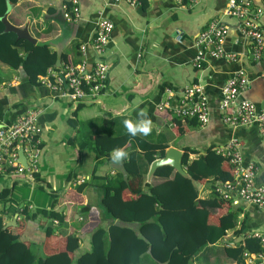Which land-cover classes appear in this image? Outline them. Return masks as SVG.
Masks as SVG:
<instances>
[{"label": "crops", "instance_id": "0c3cea01", "mask_svg": "<svg viewBox=\"0 0 264 264\" xmlns=\"http://www.w3.org/2000/svg\"><path fill=\"white\" fill-rule=\"evenodd\" d=\"M133 1L135 3L120 0L113 4L110 0H79L81 19L78 22H69L64 17L63 8L68 0H18L9 7L8 19L12 24L20 28L28 26L37 43L47 44L59 56L61 64L56 71L83 60L86 70H93L97 55L90 43L102 18L114 23L102 59L109 70L119 63L110 73L97 101L79 105H74L69 98L59 97V91L45 84H29L21 69L14 70L0 63V127L12 125L28 109L43 110L40 117L42 167L36 181L0 174V193L5 189L12 192L11 202H0V213L4 214L5 223L14 219L25 221L21 238L41 248L38 254L33 251L38 256L43 253L44 224L49 221L43 216L36 220L22 216L25 207L31 214H40L55 205L57 211L66 215V224L58 228L61 233L51 238L53 250L63 244L62 234L77 235L82 247L87 249L94 227L111 224L99 208L102 190L108 181L115 185L128 178L125 165L128 159L118 166L111 163L110 155L98 157L95 139L99 135H129L123 121L136 122L141 112L151 119L152 132L147 137L129 140L128 158L131 151H136L143 177L139 183L134 179L130 181V188L124 192L125 200L136 198L139 184L148 192L151 186L167 181L156 175L149 179L151 164L142 147L145 142L166 146L165 153L174 147L185 155L190 149V159L195 160L238 138L242 142L244 162L260 165L257 183H264V138L257 124L230 127L224 123L220 111L223 87L240 69L248 73L251 81L240 98L253 102L258 109L264 108V59L253 61L250 37L242 33L240 21L225 14L228 0H198L197 4L193 0L189 4L183 0H148L147 7L142 6V0ZM245 1L251 2L253 7L263 6V0ZM207 20L208 24L217 20L229 27L224 49L236 54L237 61L210 58L202 69L193 66L196 40L208 25H205ZM259 22L264 29V16ZM82 45L86 46L84 54L80 51ZM194 83L204 85L210 122L203 127L199 124L180 126L175 119L181 122L185 119L176 117L174 109L180 104L184 88ZM166 89L174 93L172 110L160 112L158 105L166 100ZM78 179H85L82 189H78L82 185L76 184ZM197 186L200 200L215 197L213 179H203ZM16 194L19 197L14 199ZM221 201L217 200L209 208V222L218 225L222 217L231 214L227 223L231 220L233 226L216 244L207 245L193 264H238L226 255L225 248L244 246L248 233L253 230L264 232V209L239 197ZM146 264L152 262L147 259Z\"/></svg>", "mask_w": 264, "mask_h": 264}, {"label": "trees", "instance_id": "16d2710c", "mask_svg": "<svg viewBox=\"0 0 264 264\" xmlns=\"http://www.w3.org/2000/svg\"><path fill=\"white\" fill-rule=\"evenodd\" d=\"M18 0H0V63L11 69H21L25 79L31 85H39V78L47 74L48 69H58L59 56L47 44H33L27 39H19L16 33L5 32V24L1 20L8 12L10 4ZM191 0H183L189 4ZM148 0H142L147 7ZM70 6V5H69ZM0 78V85L2 84ZM175 122L198 125L197 119ZM200 125V124H199ZM130 135L112 137L99 135L95 139L98 157L109 156L114 149L131 148ZM148 164H152L157 156H164L166 146L158 144H142ZM190 149L183 157V165L191 178L177 173L172 167L157 169L155 175L167 181L151 186L144 192L139 184L135 190L136 198L124 199V192L130 188L132 179L142 180L137 153L131 151L125 162L128 178L111 185L108 181L102 190L99 208L107 220L108 227L96 225L91 235L89 248L82 247L80 238L75 234L64 235L63 244L53 250L51 238L58 228L66 224V215L57 211L55 205L40 214L30 213L25 207L22 216L36 220L43 216L49 222L44 224L45 242L43 253L37 256L30 243L22 240L25 221H18L17 226L5 228V217L0 213V264H193L199 253L209 244H216L226 235V230L233 224L231 214L222 217L220 224L209 222V208L219 198L199 199L197 182L213 179L226 182L233 179V168L228 159L209 150L198 159H190ZM84 184L78 189H82ZM214 188V187H213ZM215 190V188H214ZM12 192L5 189L0 193V202H11ZM225 201V200H222ZM221 201V202H222ZM228 202V201H225ZM53 220L59 223L54 224ZM226 255L238 264H245L244 251H261L260 241L247 238L244 246L226 247Z\"/></svg>", "mask_w": 264, "mask_h": 264}, {"label": "built area", "instance_id": "2783aa9c", "mask_svg": "<svg viewBox=\"0 0 264 264\" xmlns=\"http://www.w3.org/2000/svg\"><path fill=\"white\" fill-rule=\"evenodd\" d=\"M115 4L120 0H110ZM131 3L135 1L130 0ZM194 4L198 0H193ZM70 5V6H69ZM64 17L69 22L81 19L79 0H68L63 8ZM225 14L240 21L242 33L250 37L252 42V58L254 62L264 59V29L259 22L264 16L263 6L253 7L245 0H228ZM114 23L108 18H102L96 25L95 35L91 40V47L97 55V61L91 72L86 70L85 60L78 64L66 65L62 70L48 69L46 75L39 78V83L45 84L59 91V97L69 98L74 104L97 101L107 81L109 65L102 59L110 43ZM229 27L217 20L211 21L199 34L196 40L197 55L193 66L202 69L210 58L237 61V55L224 49L225 39ZM85 53L86 46L80 47ZM56 71V72H55ZM248 73L240 69L225 84L222 90L223 98L220 106L222 118L226 125L234 128L258 126L260 135L264 138V108L258 107L251 101L242 100L241 94L250 85ZM66 85V86H65ZM166 100L158 105V111H169L174 93L166 89ZM179 106L174 109L175 116L182 119H197L200 126L210 122V106L204 91V85L194 83L184 88ZM43 110L35 107L28 109L12 125L0 127V174L24 176L36 181V175L41 173V158L43 155V139L40 117ZM218 154L228 159L233 168V179L226 182H216L215 192L220 199L231 201L234 197L254 204L264 209V183H257L260 165L244 162L242 142L233 138L226 145L214 149ZM24 153L26 164L21 162L20 153ZM85 179H79L76 184H83ZM58 224L57 220H53ZM248 238L260 241L261 251L243 254L245 264H264V232L253 230Z\"/></svg>", "mask_w": 264, "mask_h": 264}, {"label": "water", "instance_id": "95a60500", "mask_svg": "<svg viewBox=\"0 0 264 264\" xmlns=\"http://www.w3.org/2000/svg\"><path fill=\"white\" fill-rule=\"evenodd\" d=\"M9 4L10 6L14 5L12 3H9ZM1 20L5 24V32L16 33L19 39H27L33 44H37V40L30 34L28 26H25L24 28H20L12 24L8 19V12L5 14V16ZM208 21L209 20L206 21L205 25L208 24ZM60 64H61V61L58 60L57 65H60ZM118 64L116 66H118ZM116 66L112 67L109 70L108 75H107V80L110 79V73L116 68ZM183 157H184V152L181 151L180 149H177L174 147L169 148L163 157L158 158L152 162L150 172H149V179H151L155 175L157 169L164 167V166H170L180 175L186 178H191L190 174L187 172L186 168L183 165ZM20 158H21V162L23 164H26V158L24 157L23 152L20 153ZM12 225H17L16 219H14L12 222H7L5 224V228L12 226Z\"/></svg>", "mask_w": 264, "mask_h": 264}, {"label": "clouds", "instance_id": "9594fccd", "mask_svg": "<svg viewBox=\"0 0 264 264\" xmlns=\"http://www.w3.org/2000/svg\"><path fill=\"white\" fill-rule=\"evenodd\" d=\"M139 117L140 118L136 122H133L132 120H128V119H125L123 121V126L131 137H137V136L147 137L152 132V121L151 119L147 118V114L141 112L139 113ZM127 159H128V153L123 148L114 149L110 154V161L113 165L122 166L124 161H126ZM216 182L214 183V185L216 184Z\"/></svg>", "mask_w": 264, "mask_h": 264}, {"label": "rangeland", "instance_id": "374dc122", "mask_svg": "<svg viewBox=\"0 0 264 264\" xmlns=\"http://www.w3.org/2000/svg\"><path fill=\"white\" fill-rule=\"evenodd\" d=\"M41 167H42V166H41ZM39 174H40V173H39ZM39 174L36 175V178H37V176H38ZM78 180H79V179H78ZM27 191H28L27 189H24V190H23V192H26V193H27ZM213 192H214L215 195L219 198V196L216 194L215 190H213ZM17 197H19V195L16 194V195L14 196V199H16ZM21 203H23V202L21 201ZM8 206H9V205H8ZM2 215H4V214H2ZM18 220H19V219H16L17 224H18ZM5 224H6V223H5ZM13 226H17V225H13ZM102 226H103V225H102ZM38 244H39V243H38ZM32 250H33L36 254H38V251L40 252L41 248L38 247L37 244H35V245L32 246ZM37 256H38V255H37Z\"/></svg>", "mask_w": 264, "mask_h": 264}, {"label": "flooded vegetation", "instance_id": "af4514ba", "mask_svg": "<svg viewBox=\"0 0 264 264\" xmlns=\"http://www.w3.org/2000/svg\"><path fill=\"white\" fill-rule=\"evenodd\" d=\"M79 105V104H78Z\"/></svg>", "mask_w": 264, "mask_h": 264}]
</instances>
